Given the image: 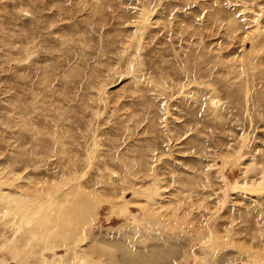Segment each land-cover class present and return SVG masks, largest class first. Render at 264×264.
<instances>
[{
  "label": "rangeland",
  "instance_id": "obj_1",
  "mask_svg": "<svg viewBox=\"0 0 264 264\" xmlns=\"http://www.w3.org/2000/svg\"><path fill=\"white\" fill-rule=\"evenodd\" d=\"M90 259L264 264V0H0V264Z\"/></svg>",
  "mask_w": 264,
  "mask_h": 264
},
{
  "label": "bare ground",
  "instance_id": "obj_2",
  "mask_svg": "<svg viewBox=\"0 0 264 264\" xmlns=\"http://www.w3.org/2000/svg\"><path fill=\"white\" fill-rule=\"evenodd\" d=\"M83 206H85V204L83 203V201H81L80 198H78L77 200L75 199L71 203V207L69 208L68 214L70 213V215L68 218H67L66 212H65L66 215L51 218L52 215L51 216L49 215L50 217L48 216V211H50L49 208L46 206L40 207V208H38V210L33 212L32 216L29 217V219H30L29 222L31 221V219L35 220L33 226H42V225L45 226L44 228L48 231V234H46L47 236H49V235L55 236L56 235V237H57L56 239H58L59 241L68 242L69 238L72 235L78 234L81 223L83 222L84 219H86L87 215L89 216L88 210L84 209ZM49 213L51 214L52 212L50 211ZM46 218H47V221L45 222ZM48 220H50V223H48L49 222ZM54 236H52V237H54ZM120 247H121V245H120ZM126 249H128V248H126ZM153 253H154V251H153ZM152 255H154V254H152ZM154 256H156V255H154ZM123 258H127L126 260H130L129 257L127 255H125V253L123 255ZM156 258H157V256H156ZM4 259L6 260V258H4ZM148 259H149V257H148ZM109 260H107V261H109ZM113 260H114V258H113ZM138 260L139 259H135V260H133V262H135L137 264H152V261H149V260H147L146 262H143L141 260L138 261ZM89 261H91L90 262L91 264L92 263L94 264V261H92L91 259ZM114 262H113V264H114ZM4 263H6V261ZM100 263H101V261H100Z\"/></svg>",
  "mask_w": 264,
  "mask_h": 264
}]
</instances>
